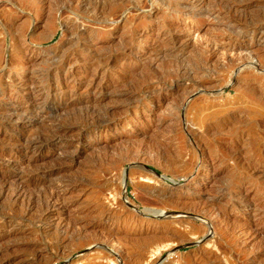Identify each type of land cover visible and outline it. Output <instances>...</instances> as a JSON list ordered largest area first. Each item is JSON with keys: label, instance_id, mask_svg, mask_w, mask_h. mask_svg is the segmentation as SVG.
I'll use <instances>...</instances> for the list:
<instances>
[{"label": "rangeland", "instance_id": "rangeland-1", "mask_svg": "<svg viewBox=\"0 0 264 264\" xmlns=\"http://www.w3.org/2000/svg\"><path fill=\"white\" fill-rule=\"evenodd\" d=\"M0 264H264V0H0Z\"/></svg>", "mask_w": 264, "mask_h": 264}, {"label": "bare ground", "instance_id": "bare-ground-1", "mask_svg": "<svg viewBox=\"0 0 264 264\" xmlns=\"http://www.w3.org/2000/svg\"><path fill=\"white\" fill-rule=\"evenodd\" d=\"M46 38V37H45ZM38 44V43H37ZM253 65V64H252ZM70 79V78H69ZM95 100V99H94ZM96 103V102H95ZM89 104V103H88ZM95 106V105H94ZM91 107V106H90ZM94 108V107H93ZM86 109V108H85ZM95 109V108H94ZM22 113V112H21ZM62 114V113H61ZM55 116V115H54ZM37 130V129H36ZM42 134V133H41ZM38 135V134H37ZM54 136H55V134H54ZM58 136V135H57ZM47 137V136H46ZM32 138V137H31ZM77 138V137H76ZM31 140V139H30ZM30 140H29V143H30ZM34 141V140H33ZM32 141V142H33ZM31 144V143H30ZM72 144H73V142H72ZM20 146V145H19ZM26 146V145H25ZM31 147V146H30ZM25 150V149H24ZM64 151V150H63ZM15 164V163H14ZM192 176V175H191ZM159 177H162V176H159ZM12 182V181H11ZM19 182V181H18ZM124 182V181H123ZM124 186H125V183H124ZM26 188V187H25ZM53 189V188H52ZM16 190V189H15ZM27 190V189H26ZM48 190H49V188H48ZM62 190V189H61ZM14 191V190H13ZM52 192V191H51ZM58 193H59V191H58ZM37 194V193H36ZM56 194V193H55ZM126 194V193H125ZM63 195H65V194H63ZM56 196V195H55ZM58 197L57 198H59V195H57ZM56 198V197H55ZM36 199V198H35ZM61 199H63V198H61ZM125 199H126V201L128 202V203H130L131 204V202L128 200V198H127V195H125ZM58 200V199H57ZM59 200H60V198H59ZM13 201V200H12ZM56 202V201H55ZM59 201H57V203H58ZM62 202V201H61ZM64 202V201H63ZM63 202L61 203V204H63ZM48 203V202H47ZM54 203V202H53ZM60 203V202H59ZM66 204V203H65ZM53 205H55V203L53 204ZM60 206V205H59ZM64 206V205H63ZM53 207V206H52ZM54 207H56V206H54ZM59 208V207H58ZM58 208H53V209H51L50 210V214H52V216H54L55 215V209H58ZM61 208H62V206H61ZM64 208V207H63ZM38 211V210H37ZM59 214V213H58ZM57 215V214H56ZM167 216V215H166ZM50 217H51V215H50ZM56 217V216H55ZM59 217V216H58ZM55 219H57V218H55ZM60 219V218H59ZM61 219H63V218H61ZM58 221H61V220H58ZM52 223V222H51ZM63 224V223H62ZM71 224V223H70Z\"/></svg>", "mask_w": 264, "mask_h": 264}, {"label": "water", "instance_id": "water-1", "mask_svg": "<svg viewBox=\"0 0 264 264\" xmlns=\"http://www.w3.org/2000/svg\"><path fill=\"white\" fill-rule=\"evenodd\" d=\"M125 177H124V181H125V193H127V189H126V184H127V179H126V176H127V174H126V172H125Z\"/></svg>", "mask_w": 264, "mask_h": 264}]
</instances>
